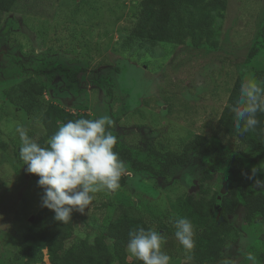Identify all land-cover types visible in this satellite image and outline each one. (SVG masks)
Masks as SVG:
<instances>
[{
  "label": "rangeland",
  "instance_id": "rangeland-1",
  "mask_svg": "<svg viewBox=\"0 0 264 264\" xmlns=\"http://www.w3.org/2000/svg\"><path fill=\"white\" fill-rule=\"evenodd\" d=\"M140 2L20 0L13 12L0 14V30L11 25L6 42L0 44V264H24L23 238L42 208L43 195L37 178L19 163L17 128L38 142L44 133L45 104L30 116L6 101L5 90L35 77L46 86L45 103L95 119L108 116L128 146L155 144L177 151L195 135H213L238 78L253 79L264 88L256 79L264 71V49L247 59L264 25V0H228L224 19H217L222 29L217 52L132 38ZM125 166L126 186L95 194L85 213L78 212L67 247L105 235L108 223L129 209L157 231L168 225L161 232L170 264H197L189 258L193 248L186 250L176 240L174 222L185 195L198 192L208 169L203 158L193 154L189 165L165 179L130 173ZM260 167L264 180V160ZM223 183L219 180L213 190L220 192ZM259 189L264 191V186ZM245 213L239 207L232 217L236 234L227 241L224 255L241 264H257V252L264 253V214L247 226ZM48 250L45 264H50ZM249 255L254 260L247 259Z\"/></svg>",
  "mask_w": 264,
  "mask_h": 264
},
{
  "label": "trees",
  "instance_id": "trees-1",
  "mask_svg": "<svg viewBox=\"0 0 264 264\" xmlns=\"http://www.w3.org/2000/svg\"><path fill=\"white\" fill-rule=\"evenodd\" d=\"M19 1L0 0V14L13 12ZM228 7V0H141L136 9V24L131 30V37L153 45L191 46L217 52L222 39V29L217 19H224ZM10 28L11 25H6L0 30V44L6 42ZM263 49L264 25L247 59H254ZM256 79L264 84V71L258 72ZM241 83V78L234 83L228 105L213 135L210 138L195 135L181 145L180 150H167L155 144L146 148L128 146L115 134L113 123L110 128L117 137L114 151L129 167L130 173H146L156 179H165L189 165L193 154L203 158L208 169L198 182V192L186 194L178 206V218H187L197 229L189 257L193 263L241 264L224 255L227 241L236 234L232 217L239 207H243L246 210L244 221L251 226L264 214V191L255 183L256 179L263 180L260 161L264 160V113L257 114L259 124L254 129L243 134L235 131L230 108L239 97ZM45 93V84L35 77H27L4 91L6 101L30 116L45 104L41 117L44 133L37 142L42 147L47 146L48 138L63 123L81 118L95 119L89 113H74L58 104L45 103ZM18 160L24 165L20 157ZM253 169L256 170L255 176L249 179ZM127 180L128 177L124 175L120 187L126 186ZM219 180L226 183L225 193L223 189L220 192L213 190ZM77 219L78 212H74L71 221H56L54 213L42 207L23 238L20 256L24 264H45V249H49L50 264H142L130 257L126 246L130 230L151 227L145 219L134 215L129 209H122L108 223L105 235L97 236L93 242L80 240L68 248L67 243L73 238ZM168 229V225L163 223L158 231ZM107 239L112 242L109 243ZM256 260L257 264H264L262 251L257 252Z\"/></svg>",
  "mask_w": 264,
  "mask_h": 264
},
{
  "label": "clouds",
  "instance_id": "clouds-1",
  "mask_svg": "<svg viewBox=\"0 0 264 264\" xmlns=\"http://www.w3.org/2000/svg\"><path fill=\"white\" fill-rule=\"evenodd\" d=\"M230 111L237 133L254 129L259 124L257 114L264 113V88L253 79L243 81ZM112 123L106 115L69 120L48 138L46 147L33 140L23 127L17 128L20 159L27 166L26 172L38 177L37 185L43 190L42 207L51 210L56 221H71L74 212L85 213L95 194H111L120 188L126 166L114 151L117 137L110 131ZM255 173L253 169L249 179ZM255 183L264 186V180L256 179ZM174 228L179 244L191 250L195 243L191 221L178 218ZM165 242L164 235L155 228L138 227L128 232L126 251L142 264H170V256L162 250ZM247 259L254 257L249 255Z\"/></svg>",
  "mask_w": 264,
  "mask_h": 264
},
{
  "label": "water",
  "instance_id": "water-1",
  "mask_svg": "<svg viewBox=\"0 0 264 264\" xmlns=\"http://www.w3.org/2000/svg\"><path fill=\"white\" fill-rule=\"evenodd\" d=\"M225 188H226V183H224V186H223V193H225ZM34 220H35V218L33 217V218H31V222H34Z\"/></svg>",
  "mask_w": 264,
  "mask_h": 264
},
{
  "label": "crops",
  "instance_id": "crops-1",
  "mask_svg": "<svg viewBox=\"0 0 264 264\" xmlns=\"http://www.w3.org/2000/svg\"><path fill=\"white\" fill-rule=\"evenodd\" d=\"M63 95H64L65 98L68 97L67 93H64Z\"/></svg>",
  "mask_w": 264,
  "mask_h": 264
},
{
  "label": "built area",
  "instance_id": "built-area-1",
  "mask_svg": "<svg viewBox=\"0 0 264 264\" xmlns=\"http://www.w3.org/2000/svg\"><path fill=\"white\" fill-rule=\"evenodd\" d=\"M126 175V174H125Z\"/></svg>",
  "mask_w": 264,
  "mask_h": 264
}]
</instances>
